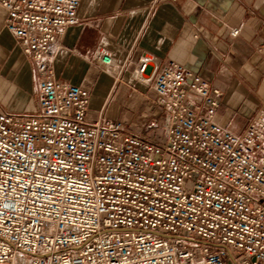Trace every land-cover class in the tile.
Listing matches in <instances>:
<instances>
[{"label":"built area","instance_id":"1","mask_svg":"<svg viewBox=\"0 0 264 264\" xmlns=\"http://www.w3.org/2000/svg\"><path fill=\"white\" fill-rule=\"evenodd\" d=\"M80 3L0 0L37 87L31 115L0 108V264H264V112L234 135L219 87L144 54L131 77L152 82L162 141L87 120L88 91L53 69Z\"/></svg>","mask_w":264,"mask_h":264},{"label":"crops","instance_id":"2","mask_svg":"<svg viewBox=\"0 0 264 264\" xmlns=\"http://www.w3.org/2000/svg\"><path fill=\"white\" fill-rule=\"evenodd\" d=\"M0 7V108L31 115L35 109L33 64L4 27ZM239 29L236 38L232 29ZM107 52L116 66L101 72L90 61ZM148 55L153 76L168 62L222 91L216 120L241 134L264 112V0H81L53 61L55 78L87 90L86 119L121 121L144 140L162 141L160 109L152 82L133 81L139 58Z\"/></svg>","mask_w":264,"mask_h":264},{"label":"rangeland","instance_id":"3","mask_svg":"<svg viewBox=\"0 0 264 264\" xmlns=\"http://www.w3.org/2000/svg\"><path fill=\"white\" fill-rule=\"evenodd\" d=\"M192 182H193V181H191V182H189V183H188V186H187V189H188V190H190V188H191V185H192ZM229 261H231V259H230V258H229Z\"/></svg>","mask_w":264,"mask_h":264}]
</instances>
